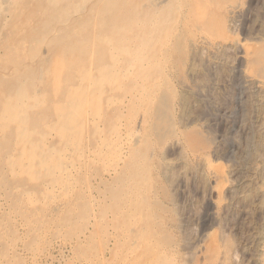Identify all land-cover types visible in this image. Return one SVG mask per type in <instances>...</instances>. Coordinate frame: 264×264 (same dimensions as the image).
Instances as JSON below:
<instances>
[{
  "label": "bare ground",
  "instance_id": "6f19581e",
  "mask_svg": "<svg viewBox=\"0 0 264 264\" xmlns=\"http://www.w3.org/2000/svg\"><path fill=\"white\" fill-rule=\"evenodd\" d=\"M2 1L6 3L10 0ZM75 2L76 0H38V8H40V11L37 12H42L44 14L48 8L54 11L57 9L61 10L57 11V16L50 18V22L43 23V20L42 24H40L42 26L38 28L37 31L42 37L44 36L43 38H46L49 34L51 41L64 40L66 43H69L70 31L75 34L73 29H77L78 32L74 37L75 48L71 49L72 44L69 46L60 44L56 48H52L51 56L49 58L46 57L45 59L47 60L39 68L40 73L38 75L39 79L42 80V89L44 92L56 90L60 88V86L65 88L62 93L56 94L55 109L53 112L51 111L55 119L53 127L55 130L51 128L50 131L48 130L49 132H45V130H39L40 128L31 127L29 125V122L37 117L39 100V87L35 86L32 76H25V78L20 76L6 86L0 82V176L6 178L4 176L9 175L10 177L11 175L13 179L16 180L14 182L16 186L22 176L29 170L28 174L31 176L30 182L39 185L38 175L35 172V170L38 169L39 160V166L43 168H56L55 171L57 174L52 178V182L49 186L54 188L63 178L65 175L64 173L73 172L72 169L66 171V169H61L59 167L61 166L59 156L66 157V161L73 167L74 156L72 152H69L72 146L81 144L82 153L86 152L87 155L86 165H88V171L96 160L100 161V158L103 160V152L105 149L110 151L112 142L113 146L110 153L114 154H110V156L106 155L110 160L114 159L111 156L115 155V157H117L122 149L127 147L135 148L139 146L138 144L142 141L147 140V144L151 145L161 141L163 144H167V146L165 145L166 147L169 146L174 150V154H172L174 157H166L163 152L160 157L158 156V160L162 164L159 165L161 170L159 171V178L162 180V185L160 187L161 191L167 190L168 188L176 189L186 186L190 178L192 179L195 177L197 172H199L198 168L201 167L205 171L206 182L212 186V190L217 194V198L216 200L212 198H208L207 200L206 204L212 206V209L210 208L212 210L211 212L207 210L206 213L197 216H203V219H210L211 217L218 218L221 216L222 210L230 211L234 205L233 201L240 186V179L238 177H240L239 172L241 171L239 170V172H236V176L235 172L232 170L233 168L231 169V167L224 163V165H221V162H219L220 164L213 162L210 155L216 146L214 132L211 126L212 121L217 120V117L214 116V111L219 107V104L223 102V95H225L218 91L221 80L224 78L222 76L223 72L227 73V76L225 75L227 78H224L222 83L227 84L225 85L226 89H230L225 92H228L230 95L232 91L231 88L234 87V82H236L240 92L242 91V95H246V101L243 97V100H241L243 104H246L242 109L244 119L240 120L243 124L248 121V112L249 109L252 108V101L256 93L259 91L264 92V0H96L95 4H99L100 7L95 14L89 15V12L87 13L88 15L86 17L91 20L89 25H87L88 18H73L74 23H70L71 17L69 16H71L73 11H76ZM18 4L24 5L25 3ZM259 4L263 6L262 10L258 8ZM21 5H19L20 8L23 7ZM77 7H79V4H77ZM24 10L23 7V11ZM82 16H84V13ZM7 20L5 22H7ZM11 20L12 19H10V22ZM75 20H79V23ZM252 21H254L253 24L255 21L260 22L261 25L258 24L262 26V28L254 33L249 31L250 28H248L247 25ZM14 26L11 28L14 29ZM90 29L93 30L92 34H88L87 32ZM183 29H187V32H184ZM30 32H28V34L26 33V35H29ZM252 33L253 35L250 36ZM19 39L21 38L19 37ZM46 43L48 42L46 41ZM170 46H174L176 50L180 51L185 47L190 50V58L186 69L183 70L179 68V66H176V68L174 67V70L176 69L174 72L177 76L175 81H177L183 95H185V97L189 96L191 99L187 97L190 101L186 103L185 109L182 107V110H184L183 114L185 112L186 115L184 116L187 118L184 126L186 127V130L184 129L185 131L178 127L176 128L177 130L174 131L173 128L176 122L173 124L174 126H171V124L169 125V123L166 124L165 119L170 116L167 113V108L170 107L161 104L163 100L155 99V96L158 95L157 91L160 84L163 83L162 80H165V78L162 79L163 74L160 75L161 70L158 71V69L155 68L154 62L156 61L158 52L165 47L168 50ZM126 48L128 50H126ZM104 49H106L110 55V60L105 62L101 60V51ZM145 50L146 52L144 53ZM112 57H114L113 60ZM161 57L163 58V56ZM172 64H174V62H172ZM183 64L184 63H182V65ZM85 65H87L88 69H86V71L89 72V76L84 80L77 79L79 77L77 75H75L74 78L65 76V73L69 71L75 74L79 73V71L81 72ZM28 68L29 66H27L25 70ZM18 73L16 72L17 75ZM0 79H2V77ZM168 79L170 78L168 77ZM170 82L169 84H171ZM152 98L154 102H152ZM166 98L167 100H165ZM166 98L164 101H168V97ZM180 110L181 109H179V113L182 111ZM182 117L177 118L182 119ZM201 120L206 122L205 127L208 129L201 131L200 129L190 128V125L200 122ZM181 121L184 122L183 120ZM75 122H78L79 130L84 123L85 125H89L88 123L92 122L99 131L100 138L95 139V137L92 136H90L92 137L90 138L88 136V130L86 133L87 138H85L83 142L82 140L79 141L77 137L72 138V130L77 127ZM182 122H180V124ZM249 124L247 126L245 124L246 133L243 136H245L246 141L244 148L242 147L240 149L242 151L241 156L240 158L236 156L237 161L241 164V168L248 164L256 148L259 151V144L257 145V143L253 141L254 138L252 139L250 133L254 132L252 131L254 129H251L252 125ZM257 131L264 138V123ZM8 141L10 142V149L6 145ZM151 145L145 146L142 152L146 155V157L144 155V159L148 166L151 164L149 162L154 158L155 153V146L153 147ZM6 148L8 150L5 153L4 150ZM137 149L139 150V148ZM128 157L129 156H127V158ZM119 158H121V156ZM25 160L28 161V164L25 163ZM146 164L144 166H146ZM124 166L126 165H123L120 169L117 167L110 171L108 169L111 178L113 176L115 178L113 181H119V185L117 184L115 186L111 194L108 193V195L110 194L111 203L109 202L110 204L106 206L109 208L112 206L113 214H116L119 218L118 221L112 222V224L116 226V229L119 227L120 229H124L128 236H131L130 233L133 235L132 238H129L130 243L127 245V251L129 250V252H131L136 246L135 242L138 241L137 234L143 231L141 225L138 229H135L136 226L133 225L138 224L140 218L143 220V217H140L138 214L142 213L140 211L141 207L139 206H141L147 197L143 188V183L148 177V171H146L148 166L143 169V166L141 167L140 165V168H142L141 171L136 170L137 172L134 175L129 170H123ZM234 175L235 177L233 178ZM132 179H135L137 182V185L134 187L129 185ZM22 186L24 187V185ZM9 188L16 189L15 192H17V194L20 193L19 195L29 192L22 188ZM175 189L173 190L175 191ZM24 196L22 195V197ZM36 196H38V192ZM174 197L171 196V194L168 195V199L175 205L178 204L176 203L178 201L177 196L176 198ZM30 198L32 199V197ZM86 198H88V196ZM33 204L36 205L34 201ZM67 204L68 202L63 201L54 206L55 210H52L61 211L60 209L64 208L66 210ZM168 208L170 207L168 206ZM186 208L185 206L170 208L174 216H177V214L180 215V218L176 219L177 221L174 219L173 221L177 223V228L180 229V231L182 230L181 232L187 231L190 225L189 214ZM33 209L34 212L37 213V207L35 206ZM164 210L166 209L164 208L163 211ZM262 212L263 217L260 218L263 220L264 208H262ZM119 213L121 215H119ZM105 214H101L100 221H98V219L95 221L93 224L94 227H99L101 225L106 226L107 223H104V221H106ZM51 221L52 220H50V222ZM84 223L85 222H83V225ZM78 228L82 230L80 225ZM257 232H259V230H257ZM183 234V236H188V234ZM223 236L222 234H220V237L214 234L206 235L203 244L197 246V251H194L195 253L191 251L193 245H180L182 250H187V253L185 252L182 254V259L191 264H200L199 258H210L213 259L215 262L214 264H228L229 259L234 253L232 254V250L229 247L230 245L228 246L229 242L227 243V239ZM185 239L188 244L190 241H188L187 237H185ZM256 240L258 245L264 240V235L261 231L260 234L257 235ZM257 242L255 243L257 244ZM78 243L79 241H77L76 244ZM132 253L133 252H131V254ZM261 253L262 249L258 247V253L256 254L260 256ZM157 255L159 254L157 253ZM193 259H196L197 263L196 260L194 261Z\"/></svg>",
  "mask_w": 264,
  "mask_h": 264
},
{
  "label": "rangeland",
  "instance_id": "374dc122",
  "mask_svg": "<svg viewBox=\"0 0 264 264\" xmlns=\"http://www.w3.org/2000/svg\"><path fill=\"white\" fill-rule=\"evenodd\" d=\"M19 1L10 0L9 2L7 1L8 3L7 2L5 3L2 0H0V40H1L0 41V76L2 77V79H0V82L6 86L7 84H10L11 82L15 81V79H17L20 76H22L23 78H25V76H32L34 78L33 82L35 86L39 87L38 88V94H39L38 95V99H39L38 100V112L36 114L37 116L36 119L29 122V125L31 127L33 126L36 128H40L39 130H45V132H49L51 128L54 127V124H55V119L53 117L52 112L55 109L54 107H55L56 94L62 93L65 88L60 86V88L56 90L44 92V90L42 89L43 88L42 80L39 79V75H38L40 73L39 68L47 60L45 58L46 57L49 58L51 56L52 48L54 49L60 44L64 46L65 45L69 46L72 44L71 49L75 48L74 37L78 32H77V29H73L75 34H73V32L70 31V42L69 43H66L64 40L51 41V37L49 34L46 36V38H43L44 36L42 37L37 31V29L42 26L40 24H42L43 20H44L43 23L50 22L51 20L50 18L57 16L58 15L57 11H61V10L57 9L56 11H54L53 9L49 10L48 8L46 13L43 14L42 12H37V11H40V8H38V0L37 1L36 0H28V1L19 0ZM17 2L22 3V4L25 3V4L21 5V4H18ZM95 2L96 0H83V1L76 0L75 2L76 11H73L71 16H69L71 17L70 23H74L73 18H79V19L86 18L87 19L88 17L86 16L88 14L91 15V14L97 13L100 5L95 4ZM77 4H79V7H77ZM19 5L23 6L25 10L23 11V7L20 8ZM86 7L89 11L86 9ZM258 8L262 10L263 6L259 4ZM20 11L23 13H21ZM83 13H84V16H82ZM252 17H253V13H252ZM10 19H12L11 22H10ZM6 20L8 23L5 22ZM87 20H88L87 25H89V23H91V20L90 18H88ZM75 21H78L79 23V20H75ZM253 22L254 21L248 23L247 27L250 28L249 31L254 33L260 30L262 26H260L261 23L258 21H255L254 24ZM13 26H14V29H12ZM183 30L184 32H187V29H183ZM34 31H37V32H34ZM28 32H30L31 35L30 34L26 35V33L28 34ZM87 32L88 34L90 33L92 34L93 30L90 29ZM253 33L250 34V36H252ZM19 37L21 39H19ZM46 41L48 43H46ZM184 49L180 51V50H176L174 46H170L169 49L167 50V48L165 47L163 49L165 52L163 50L158 52L156 61L154 60L155 68L158 69V71L161 70L160 75L163 74L162 79L165 78V80H162L164 84L161 83L157 91L159 96L158 95L155 96L156 97L155 99L163 100L164 103L161 101V104H165L166 107L167 106L170 107V108H167V113L170 116H168L165 120H166V124L169 123V125L171 124V126L175 125V127L173 128L174 131L177 130L176 129L177 127L179 129L181 128L182 130L184 129L186 130V127L184 126H185L187 118L186 116H184L186 115V113L184 112L183 114L184 110H182V107L183 109H185L184 107H186L187 105L186 103H188V101L191 100L189 96L187 97L190 100L187 97H185V95H183V92L178 86L177 81H175L177 79V76L175 75L174 71L176 69L174 70V67L176 68V66L177 67L179 66V68H182L183 70L186 69L187 63L190 58L189 56L190 50L186 47ZM126 50L128 49L126 48ZM145 52L146 50L144 51V53ZM161 56H163L164 59ZM113 58L114 57H112V60ZM165 59H166V62H165ZM101 60L103 62L110 60V55L106 51V49L101 51ZM172 62H174V64H172ZM182 63L184 64L182 65ZM27 66H29V68L25 70ZM86 69H88L87 65H85L84 69L81 72L79 71V73L75 74L69 71L68 73L67 72L65 73V76H70L74 78V76L77 75L79 76L77 79L84 80L85 78L89 76V72L86 71ZM16 72L18 73V75L16 74ZM222 74L224 78H227L225 77V75L227 76V73L223 72ZM168 77L170 79H168ZM223 79L221 80V85L223 88L220 85L219 86L220 88L218 89V91L219 93L222 92V94H225V95L227 94V95L226 97L225 95H223V102L220 103L219 107L215 109L214 111V116L217 117L216 118L217 120L212 121L211 127L213 128L215 146L217 148L216 147L214 148V151L211 153L210 157L213 160V162H215L216 164L221 162V165L224 163L228 165L229 167H231V169L233 168L232 170L235 172L236 176H237L236 172H239V170L241 171L239 172L240 173L239 176L242 178L238 177L240 179L239 180L240 186L237 190V193L233 201L234 205L232 206V209L230 211L222 210L220 214L221 216H219L218 218L211 217L210 219H205V218L203 219L202 218L203 216L202 217L197 216V215H202L206 213L207 210L211 212L212 206H208V204H206L207 200L208 198H212L213 200H216L217 198L216 197L217 194L213 192L212 186L206 182L205 171L201 167L198 168L199 172H197L195 177H193L192 179L190 178L186 186L181 187V188H176V189L173 188L175 189V191L172 188L171 189L168 188L167 190L161 191L160 187L162 185V180H160L159 178V171H161L159 165H162V164L158 159L161 156L162 152L164 153L166 157H169V156H170L169 158L174 157L172 155L174 154V150L170 148L169 146L166 147L167 144L165 143L163 144V142L161 141H158V142L155 141L156 144H152V145L147 144L148 142L147 140L142 141L144 144L141 142L140 144H138L139 146L135 148L129 147L130 148L129 149L127 147V148L122 149V151H120L118 155L119 157L121 156V158H119L118 156L117 158L114 155V156H111L114 158L112 160H110V158L106 156V155L110 156V154L112 155L114 154V153H110L111 148L113 146V142L112 143L110 142L112 144L110 151L105 149L103 152V156H104L103 160L102 158H100V161L96 160L94 164L92 165V167L88 169V171H87L88 165H86L87 155H86V152L82 153V148L80 147L81 144H79V145L72 146L71 151H69V152H72L73 154L72 153L71 154L74 156L73 157L74 158L73 167L66 161L67 160L66 157L59 156L60 164H61V166L59 167L61 169H66V171L72 169L73 172L64 173L65 175L60 180L58 185L56 184L54 188L49 187V186L52 182V178L56 176L57 174L55 171L56 168H51V167H49L50 169L49 168L47 169L46 167L43 168L39 166V160H38V169L35 170L36 174L38 175L39 185H37L36 183L30 182L31 176L30 174H28L29 170H27L26 174L22 176V178L19 180L16 186L14 185V182L16 180H14L11 175L10 177L9 175L4 176L7 178V180L6 178H2V176H0L1 177L0 179V184H1L0 185V193H1L0 194V264H175V263L176 264H186V263L191 264L182 259V254H184L185 252L187 253V250L186 251L182 250L180 245L181 246L193 245L191 251L192 252L197 251L196 250L197 246H199V244L200 245L203 244L205 237L208 234H214L219 237H220V234H222V236L225 235L223 237L227 239L226 240L227 243L229 242L228 246L230 245L229 247L232 250V254L234 253L233 256L229 259L228 264H264V240L262 241L263 243L262 242L260 243V245H258V242L256 240V237L258 234H260V231L264 235V231H262L264 230V219L262 220V218H260V217H263L262 208H264V138L257 131L259 127H261L262 124L264 123V92L259 91L258 92L259 94L256 93V96H255L256 99L253 98L254 100L252 101V106H251L252 108H250L248 112L249 122L246 121L245 123L246 126L249 123L252 125L251 129H254L252 130L254 132H250V133H251L252 139L254 138L253 141H255L257 145L259 144L258 145L259 151L256 148L254 155H252L250 159L251 161L249 160L248 164L244 165L245 167L241 168V164L237 161V157L240 158L241 152H242L240 149L242 147L244 148L245 141H246L245 136H243L246 133L245 132L246 126L245 124L242 123V121H240L244 119L242 109L244 108V106H246V104L244 103L245 104L244 105L241 100H243L244 98V100L246 101V97H245L246 95L245 94L242 95L241 93L242 91L240 92L239 88L237 87V83L234 82V85H233L234 87L231 88L232 91L230 92V95H231L230 96L228 92H225V91H229L230 89L229 88L226 89L225 85L227 84L222 83ZM79 82H82V81H79ZM169 82L171 84H169ZM163 95L164 96L166 95V96L164 97ZM166 97H168V101H164ZM165 100H167V98ZM152 102H154V99ZM175 104L180 107L176 106ZM179 109L182 110V111L180 110L181 111L180 113H179ZM171 114L173 117L171 116ZM177 117H180V118L182 117V119H178ZM181 120H183L184 122H182ZM180 122H182L181 123L182 125L180 124ZM76 124H77V127L72 130V134H73L72 138L77 137L79 141L82 140L83 142L85 138H87V134H86L87 130H88L89 137L92 136V137H95V139L100 138L99 131L95 128V125L92 122H89L88 123L89 125H85L84 123L81 126L80 130H79L78 122ZM205 124L206 122L204 120H201L200 122H196L190 125V128L200 129L201 131H204L208 129L205 127ZM53 130H55V128H53ZM70 141H75V140H70ZM6 145L10 149L9 141H8V144L6 143ZM149 145L153 147L155 146L154 148H155L156 154L154 153V158H152L153 161L151 160L152 162L150 161L149 163L151 164L148 166V164H146L147 162L145 163L146 161L144 159L145 154L142 152L144 151L145 146L147 147ZM137 148H139V150ZM7 150L8 149L6 148L4 152L6 153ZM127 156L129 157L127 158ZM25 163L28 164V161L25 160ZM139 163H142V164H139ZM145 164L146 166H144ZM123 165H126V166H124L123 167L124 169L123 168L122 169L123 170L126 169L127 171L129 170L131 173H133V175L137 171H141L142 168H140V165L141 167L143 166V169L148 166L146 169V171H148V177H147V180L145 179L143 183V188H144V191L147 197L143 203L141 202L142 203L141 206H139L141 207L140 211L142 213L138 214L140 215V217H143V220H141L140 218V222L136 225L135 224L133 225V226H136L135 229L140 228L139 226L141 225L143 227V231L137 234L138 241L135 242L136 246L132 249L131 251L133 252L132 254L131 252H129V250L127 251V245H129L130 243L129 238L130 237L132 238L133 235L130 233L131 236H128V234L124 231V229H120L119 227H117L116 229V226H114L112 222L118 221L119 218L117 217L116 214H113L112 206L110 208L106 206L111 203L110 194L112 190L115 188V186L119 183V181H113L115 180L114 176L111 178V175L108 172L112 169H116L117 167L120 169V167H122ZM235 175L233 176V178L235 177ZM2 180L4 181V183ZM134 181L135 179H132L129 185L132 187L136 186L137 182L136 181L134 182ZM22 185H24V187ZM30 186H33V187H30ZM9 187H15L18 189L22 188L29 192L27 194L19 195L20 193L17 194V192H15L16 189L9 188ZM37 192H38L39 197L36 196ZM108 193L110 194L108 195ZM169 194H171V196L173 197L175 195L174 198H176L177 196L178 202L176 203L178 204L174 205L173 203H171V200L168 199ZM22 195L23 196L25 195V196L22 197ZM87 196L88 198H86ZM30 197H32V199ZM16 200H18L19 202ZM33 201L35 202L36 205L33 204ZM63 201L68 202L66 206V210L64 208V209H60L61 211H53L55 210L54 206H56L59 203H62ZM35 206L37 207V213H35L33 209L35 208ZM168 206L170 208H173V207L175 208L176 206L187 207L186 210H187V213L189 214L188 217L190 220L189 221L190 225L188 227L189 231L187 230L185 232L184 231L181 232L182 230L180 231V229L177 228L178 226L175 221H177L176 220L177 218H180V215L177 214V216H174V213L170 211V208H168ZM160 208H163V209L165 208L166 210L163 211V209H160ZM101 214H105L106 221H104V223L105 224L107 223L106 226L101 225L99 227H94L93 224L95 223V221H97V219L98 221H100ZM119 215L121 214L119 213ZM173 219L175 221H173ZM50 220L52 221L50 222ZM83 222H85L84 225H83ZM79 225L82 228V230L78 228ZM86 225L88 228L86 227ZM257 230H259V232H257ZM74 233H75V236H74ZM183 233L188 234V236H183L184 235ZM185 237H187L188 241H190L188 242V244L186 243ZM77 241H79L78 244H76ZM255 242H257V244ZM99 244L101 245V247ZM258 247L262 249V253L260 256L256 254L258 253ZM157 253L159 255H157ZM199 262L200 264H214L215 263L213 259H210V258H199ZM196 263H197V260H196Z\"/></svg>",
  "mask_w": 264,
  "mask_h": 264
}]
</instances>
